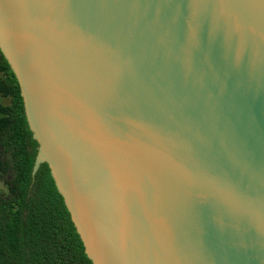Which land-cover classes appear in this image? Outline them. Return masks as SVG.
<instances>
[{
	"label": "water",
	"instance_id": "water-1",
	"mask_svg": "<svg viewBox=\"0 0 264 264\" xmlns=\"http://www.w3.org/2000/svg\"><path fill=\"white\" fill-rule=\"evenodd\" d=\"M0 51L92 264H264V0H0Z\"/></svg>",
	"mask_w": 264,
	"mask_h": 264
},
{
	"label": "trees",
	"instance_id": "trees-1",
	"mask_svg": "<svg viewBox=\"0 0 264 264\" xmlns=\"http://www.w3.org/2000/svg\"><path fill=\"white\" fill-rule=\"evenodd\" d=\"M0 264H92L46 163L33 172L38 144L17 80L0 51Z\"/></svg>",
	"mask_w": 264,
	"mask_h": 264
},
{
	"label": "rangeland",
	"instance_id": "rangeland-1",
	"mask_svg": "<svg viewBox=\"0 0 264 264\" xmlns=\"http://www.w3.org/2000/svg\"><path fill=\"white\" fill-rule=\"evenodd\" d=\"M8 97L6 95L3 94V92L0 89V124L2 122V119L4 117V112H5V108L8 104ZM0 161H1V155H0ZM3 186L0 183V189H2Z\"/></svg>",
	"mask_w": 264,
	"mask_h": 264
}]
</instances>
